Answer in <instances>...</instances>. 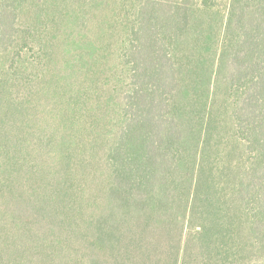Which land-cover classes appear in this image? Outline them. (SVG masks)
I'll use <instances>...</instances> for the list:
<instances>
[{
  "label": "trees",
  "instance_id": "obj_1",
  "mask_svg": "<svg viewBox=\"0 0 264 264\" xmlns=\"http://www.w3.org/2000/svg\"><path fill=\"white\" fill-rule=\"evenodd\" d=\"M200 48L247 155L228 196L183 155ZM0 264H264V0H0Z\"/></svg>",
  "mask_w": 264,
  "mask_h": 264
},
{
  "label": "rangeland",
  "instance_id": "obj_2",
  "mask_svg": "<svg viewBox=\"0 0 264 264\" xmlns=\"http://www.w3.org/2000/svg\"><path fill=\"white\" fill-rule=\"evenodd\" d=\"M93 11L95 9L86 10L85 14L91 15ZM82 14L86 29H96L98 18L92 23L93 21L88 22L84 11ZM113 44L102 48L105 59L101 65V73H104L103 80L108 79L106 83L114 78L113 73L120 72L117 51L119 45ZM78 56V49L74 48L67 60H77ZM198 56H201V60L198 64L195 59L194 69L192 68L196 70V74L189 77L186 65L180 70V82H184V87L178 99L183 110L181 125L186 138L183 150L185 165L194 171V188L198 187L201 192L209 188L213 195L228 196L236 179L247 166V155L244 144L235 135V124L231 116L232 104L227 96L222 72L217 71L210 50L207 52L200 48L195 58ZM182 62L184 59L180 65Z\"/></svg>",
  "mask_w": 264,
  "mask_h": 264
}]
</instances>
